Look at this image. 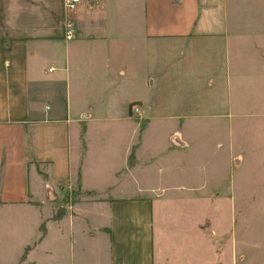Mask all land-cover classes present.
Segmentation results:
<instances>
[{"label":"crops","instance_id":"obj_1","mask_svg":"<svg viewBox=\"0 0 264 264\" xmlns=\"http://www.w3.org/2000/svg\"><path fill=\"white\" fill-rule=\"evenodd\" d=\"M244 95L264 96V0H0L2 244L51 253L68 218L72 264H98L84 244L102 238L106 264H155L156 176L207 121L232 127ZM147 129L164 153L141 155Z\"/></svg>","mask_w":264,"mask_h":264},{"label":"rangeland","instance_id":"obj_2","mask_svg":"<svg viewBox=\"0 0 264 264\" xmlns=\"http://www.w3.org/2000/svg\"><path fill=\"white\" fill-rule=\"evenodd\" d=\"M257 98L264 100V96L239 97L242 103L236 108L234 125L228 129L210 127L211 121L198 127L192 149L179 153L180 169L173 167L170 175L156 176V185L161 184V189L153 193L160 196L154 201L155 264H233L234 251L235 264H264V114L246 115L256 111L252 106ZM260 110L264 105L257 112ZM160 131L141 132L143 157L164 153L162 137H157ZM233 155L235 158H228ZM183 184L194 189L183 192ZM78 197L68 192L65 207ZM201 224L212 227V237L197 233ZM57 225L52 224L44 244L53 252L36 248L26 257H17L10 245L2 244V239L0 264H14L17 260L21 261L16 264H72L69 219L62 221L61 229ZM78 240L76 235L75 256ZM106 244L102 238L94 245H84L89 255L98 251V264H106Z\"/></svg>","mask_w":264,"mask_h":264},{"label":"built area","instance_id":"obj_3","mask_svg":"<svg viewBox=\"0 0 264 264\" xmlns=\"http://www.w3.org/2000/svg\"><path fill=\"white\" fill-rule=\"evenodd\" d=\"M82 2H85V0H65V5H66V8L69 11H74V10H76L79 7V5ZM74 33H75V31L72 28V25L69 24V30L67 31V37H68V39L73 38L74 35H75ZM133 110H134L135 113H139L140 112V106L139 105H135L133 107Z\"/></svg>","mask_w":264,"mask_h":264},{"label":"trees","instance_id":"obj_4","mask_svg":"<svg viewBox=\"0 0 264 264\" xmlns=\"http://www.w3.org/2000/svg\"><path fill=\"white\" fill-rule=\"evenodd\" d=\"M44 228V227H43Z\"/></svg>","mask_w":264,"mask_h":264}]
</instances>
